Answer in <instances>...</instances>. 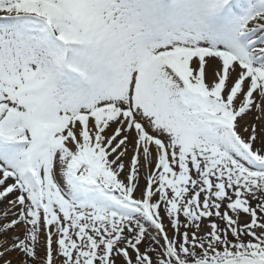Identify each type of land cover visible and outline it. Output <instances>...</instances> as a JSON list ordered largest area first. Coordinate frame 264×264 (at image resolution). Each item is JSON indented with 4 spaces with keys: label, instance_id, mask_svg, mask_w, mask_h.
Listing matches in <instances>:
<instances>
[{
    "label": "snow or ice",
    "instance_id": "1",
    "mask_svg": "<svg viewBox=\"0 0 264 264\" xmlns=\"http://www.w3.org/2000/svg\"><path fill=\"white\" fill-rule=\"evenodd\" d=\"M0 264H264V0H0Z\"/></svg>",
    "mask_w": 264,
    "mask_h": 264
},
{
    "label": "rangeland",
    "instance_id": "2",
    "mask_svg": "<svg viewBox=\"0 0 264 264\" xmlns=\"http://www.w3.org/2000/svg\"><path fill=\"white\" fill-rule=\"evenodd\" d=\"M0 207H2V205H0Z\"/></svg>",
    "mask_w": 264,
    "mask_h": 264
}]
</instances>
